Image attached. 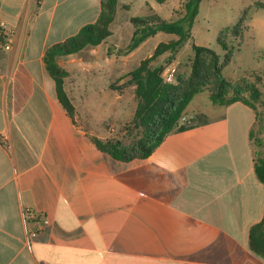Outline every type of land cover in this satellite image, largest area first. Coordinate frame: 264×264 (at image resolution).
<instances>
[{
	"label": "crops",
	"instance_id": "crops-1",
	"mask_svg": "<svg viewBox=\"0 0 264 264\" xmlns=\"http://www.w3.org/2000/svg\"><path fill=\"white\" fill-rule=\"evenodd\" d=\"M101 3L0 0L15 33L8 57L0 49V264H264L249 247L264 217L251 106L190 108L194 120L150 156L119 160L93 140L116 137L117 120L93 121L89 104L120 116L125 92L87 83L74 116L60 103L44 55L94 23ZM113 34L81 52L99 57ZM74 55L59 61L68 72ZM27 207L38 215L26 220Z\"/></svg>",
	"mask_w": 264,
	"mask_h": 264
},
{
	"label": "trees",
	"instance_id": "trees-1",
	"mask_svg": "<svg viewBox=\"0 0 264 264\" xmlns=\"http://www.w3.org/2000/svg\"><path fill=\"white\" fill-rule=\"evenodd\" d=\"M120 0H102L101 12L94 23L83 26L80 31L49 47L44 55L48 73L56 82L57 97L71 116H74L76 106L68 93L65 81L68 70L60 64V59L71 54L80 53L87 47L101 44L111 34V25L115 19ZM163 3L165 0H157ZM201 0H187L186 15L177 21H168L158 13L136 16L131 19L134 32L125 48L126 54L133 52L149 37L160 31L173 33L177 39L170 42H160L153 55L143 59L130 72L131 82L135 86L137 108L133 117L136 130L131 140L122 138L101 139L94 137L96 145L119 160L146 158L161 144L168 134L179 128L181 118L189 114V109L195 97L207 92L214 104L227 106L241 101L251 106L256 112V122L251 130V139L255 137V129L264 121V96L259 87L252 81L243 78L240 81L229 80L223 70L234 56V45L227 44L219 37V42L226 50L224 59L208 46L193 43L194 56L191 71L188 75L176 74L175 82H165L162 76L164 66H154V61L166 52L172 59L180 48L191 39V31L195 18L199 13ZM264 7V4L259 8ZM249 15L246 9L244 15L233 26L234 35L242 33V25ZM187 20L185 24L183 20ZM1 49V48H0ZM131 129V128H130ZM261 144V139H259ZM255 154V173L264 183V156ZM249 247L258 256L264 258V217L253 224L249 231Z\"/></svg>",
	"mask_w": 264,
	"mask_h": 264
},
{
	"label": "rangeland",
	"instance_id": "rangeland-1",
	"mask_svg": "<svg viewBox=\"0 0 264 264\" xmlns=\"http://www.w3.org/2000/svg\"><path fill=\"white\" fill-rule=\"evenodd\" d=\"M186 1L165 0L160 3L157 0H120L111 25L114 34L101 47L99 57L95 55L93 57L88 51L73 56L77 62L69 68L67 78L69 91H67L77 109H81L87 102V97L81 89L84 84L86 86L88 83L94 92L103 88L125 92V97L119 99L117 104L115 103L121 112L120 116L119 114L110 115L108 110L103 111L102 102L95 96L90 98L89 107L93 109V121L114 117L118 123L116 131H112L114 136L127 141L131 140L136 133L133 117L137 108V98L129 74L143 59L153 55L160 42H170L178 38L176 34L160 31L149 37L133 52L126 54L125 48L134 32L131 19L155 12L168 21H177L186 15ZM263 4L264 0H201L199 13L191 31V39L184 43L172 59L169 58L170 52H166L157 58L153 65L166 67L174 64L179 74L188 75L194 56L193 43L213 48L220 55V59H224L226 50L219 42L221 36L227 44L235 46L231 62L224 67L225 76L232 81L246 78L254 82L264 96V7L259 8ZM246 9L249 10V15L242 25V33L235 36L232 28L244 15ZM183 22L186 24L187 20ZM4 54L8 57V53ZM114 56L116 57L114 63L103 64L107 57ZM119 57H121V62L118 60ZM97 61L102 66L99 69L92 67L97 64ZM105 100L110 101L109 105L113 102L110 98ZM211 104L209 94L204 92L195 97L191 108L212 114L214 111ZM259 139H261V144ZM253 148L256 155L264 156L263 120L255 129Z\"/></svg>",
	"mask_w": 264,
	"mask_h": 264
},
{
	"label": "built area",
	"instance_id": "built-area-1",
	"mask_svg": "<svg viewBox=\"0 0 264 264\" xmlns=\"http://www.w3.org/2000/svg\"><path fill=\"white\" fill-rule=\"evenodd\" d=\"M14 37H15V33H14V29L13 28H9L6 27L2 20L0 19V48L6 52V53H10V51L12 50L13 47V43H14ZM176 74H177V67L174 64H169L167 65L163 72H162V76L164 78L165 82H175L176 80ZM195 116L194 115H190V114H186L181 118V124H188L190 122H192L194 120ZM0 137H1V133H0ZM38 215V213L36 212V210L27 207L24 209V216L26 218V220L31 219V218H35Z\"/></svg>",
	"mask_w": 264,
	"mask_h": 264
}]
</instances>
